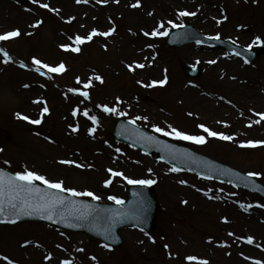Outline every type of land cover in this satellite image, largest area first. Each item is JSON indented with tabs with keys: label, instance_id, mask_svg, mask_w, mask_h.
Returning a JSON list of instances; mask_svg holds the SVG:
<instances>
[{
	"label": "rangeland",
	"instance_id": "obj_1",
	"mask_svg": "<svg viewBox=\"0 0 264 264\" xmlns=\"http://www.w3.org/2000/svg\"><path fill=\"white\" fill-rule=\"evenodd\" d=\"M1 1L12 7L8 11L12 10L14 15L0 19V34L18 29L20 35L0 41L26 67L10 60L5 62L4 55L0 53V167L12 173L24 168L36 171L48 179L62 181L65 188H74L78 192L91 191L100 197L98 201L104 202H115L108 199L110 195L120 199L126 197L128 181L124 179L125 176L131 179H155L154 190L159 211L153 235L148 236L134 228L122 229L124 244L113 249L104 247V244L86 234L61 231L40 223L0 225V264H61L64 260L71 264H88L89 260H93V264H203L205 261L207 264H234L235 258L238 259L237 255L221 246V238L225 236L223 229L232 233L234 244L242 245V250L248 252L250 258L263 256L262 250L263 253L253 248L255 241L264 242V236L254 228L256 226L251 223V216L256 209L264 217V198L234 189L225 183L176 171V178L186 182L198 181L215 190L217 195L211 198L203 194L189 206L174 202L165 194L159 193L158 179L145 172L151 166H162L169 171L172 167L139 150L116 143L106 130V119L121 116L132 121L135 117H147L146 120H135V124L167 140L221 159L243 172L260 173L258 177L264 182V144L241 146V142L248 140H264V119H253V125L249 126L250 121L246 120L250 119V114L241 100L244 93L224 86V83L221 85L220 76L214 74L216 68L223 70L226 67H220L219 61L211 63L217 55H221L224 61H232L233 57L227 58L223 50L203 48L199 50L205 51L202 53L204 56L199 54L200 58L197 55L193 59L192 52H198L194 50L200 47L198 44L170 48L165 44V35H144L154 29L171 30L173 27L167 21L172 20L175 24H191L204 35L215 37L218 34L220 38L233 44L256 48L257 43L264 40V0H140L139 8L144 14L147 13V19L151 22L147 26L140 24L137 11L129 14L120 10L117 16L105 15V0H81L80 4L85 10L78 7L73 9L70 3L72 0ZM131 1L136 3V0ZM44 4L48 8L42 7ZM63 4L70 6V12L67 13L65 8L62 11ZM24 9H29L34 14L35 19L30 24L24 25V21L15 17L23 13ZM90 10H93L92 15ZM180 11L195 15L180 16ZM73 15L75 19L72 18ZM79 16L84 18V24H78L77 30L75 23ZM37 21H40L38 25ZM255 21L262 23L261 30L257 32L250 29ZM102 22H107L114 28L109 41L93 37L91 41L79 45L78 52L61 48L62 44L77 47L69 37L74 39L76 35L86 36L91 27L101 29ZM161 23L163 28H159ZM126 30L129 31V38L126 43H120V37ZM256 37H260V40L254 42ZM139 49L147 50L149 57L153 59V65L139 71V77L136 78L134 63L141 61L137 53ZM33 57L50 66L63 62L65 71L50 73L41 67V71L37 72ZM119 61H125L124 65L117 66ZM234 61L240 63L244 76L257 82V89L264 88V54L249 64L240 58ZM129 65H132L131 69ZM181 65H199L203 71L198 78H189L181 72ZM97 75L102 77V82L95 79ZM156 77H167L164 86L149 87L151 80ZM90 79L91 84L85 89L84 84ZM22 85L35 86L41 110L45 105L49 109L44 114L41 126L36 127L16 116L17 112L25 115V111L20 109L17 95V89ZM183 85L186 86V91L182 90ZM71 88H78L79 91L71 92ZM84 91L88 93L87 96L80 94ZM235 91L238 93L235 94ZM205 100L214 101V105L204 107L202 102ZM59 101L67 104L72 113L76 110L72 119L83 120L87 132L89 128H94L93 140L89 136H82V139L86 138L83 139V147L71 149L75 141L66 145L55 144L52 130L56 127V119L52 112ZM216 101L227 102L226 106L230 104V107L225 109L221 107L224 106L223 103L215 104ZM104 106L116 108L117 111L106 112ZM221 110L226 114L232 113L249 125L242 127L239 125L240 121L225 123L224 116L220 115ZM101 113L105 118L98 117ZM93 116L96 118L95 123L89 119ZM257 120L260 122L256 123ZM153 124L165 130L171 124L190 135L205 136L206 142L197 144L156 133L152 129ZM200 124L230 135L233 139L209 137L198 127ZM6 132H9L10 137H5ZM116 149L120 151L117 152ZM101 150L112 153L114 158L107 160ZM69 156L75 163L60 168L58 161L70 160ZM93 157L99 162L92 160ZM120 159L125 160V163L117 164ZM143 160L148 162V166L147 163L139 166ZM80 161L89 169H78L77 173L73 166ZM103 166L122 172L123 176H112ZM91 173L98 174V177L93 178ZM168 175L174 176L171 172ZM105 180H110L111 183L105 186ZM80 197L92 199L88 196ZM190 197L195 198L194 195ZM239 211L243 212L244 217ZM220 221H228L229 224L223 229L218 228ZM248 237L253 238L252 243H248ZM73 238L76 239L75 242ZM209 239L212 240L211 243L207 242ZM27 240L33 241L41 254L49 256L50 260L36 261L32 250L25 246ZM187 255L197 259L189 261L186 259ZM4 257L8 259L5 260ZM257 260L261 262L262 259Z\"/></svg>",
	"mask_w": 264,
	"mask_h": 264
},
{
	"label": "bare ground",
	"instance_id": "obj_2",
	"mask_svg": "<svg viewBox=\"0 0 264 264\" xmlns=\"http://www.w3.org/2000/svg\"><path fill=\"white\" fill-rule=\"evenodd\" d=\"M66 2V0H63ZM91 1V0H88ZM5 2V1H4ZM4 2H0V19H6L8 18L10 15H14L13 11L10 10V12L8 11V9H11L12 7H10L7 3ZM133 2L131 0H105V8L103 13L107 16H109V14H116L115 16H117L120 13V10H125L127 12H129V14L131 12H135L137 11V17L138 21L140 22L141 25L143 26H147L149 23V20L147 19V13L144 14L143 10L141 11L139 7L135 6L133 7ZM71 5L73 6V9H75L76 7L80 8L81 10H85L86 8L84 6H82L81 0L80 2H77V0H72L70 1ZM63 9H66V12H70V6L67 4H63ZM93 10H90V14L92 15ZM9 13V14H8ZM146 15V16H145ZM16 18H18L19 21H24V25L25 24H30L35 18H34V14L31 10L29 9H24L23 13H20L18 15H15ZM72 18L75 19V16L73 15ZM96 19V18H93ZM84 18L82 16H79V19L76 21V29H78V24H84L83 22ZM97 21V19H96ZM81 23V24H80ZM95 23H100V22H95ZM252 28L250 27V29L254 32H257L259 30H261L262 27V23L261 21H255L252 23ZM94 27H91L89 32L93 29ZM96 29V27H95ZM110 29V26L108 25V23L106 22H102L101 23V29H97L99 32H107ZM248 29V27H247ZM128 32L129 31H124L122 36L120 37L119 42L120 43H126V40L129 38L128 36ZM113 35V31L108 35V36H101V35H96L94 36L95 38H100L102 40H106L109 41L111 39ZM1 48V47H0ZM4 50V49H3ZM5 51V50H4ZM6 52V51H5ZM3 54V52H1ZM139 55V57L141 58V61H136L135 63V69H137V76H135L136 78L139 77V71L143 70L145 67L153 65V59H151L149 57V54L147 52V50L145 49H139V51L137 52ZM8 54V53H7ZM202 54L200 52L193 54L194 56L198 55V58H200ZM190 55V54H189ZM9 57H11V61H16L19 62L17 60H15L14 57L10 56L8 54ZM191 56V55H190ZM202 56H204V54H202ZM216 60H219V66L220 67H226L224 70L220 69V68H216L215 71V76L217 75H221L220 76V80L221 85L223 84L224 86H228L230 88H233L235 90H239L241 91V93L243 92L244 95L242 96L243 98H241V100L245 103L244 108H246V110H248L249 114H250V119L252 120H246V121H250V125L247 124L246 121L241 120L240 118H236L232 113H228L226 114L223 110L226 109V107H230L226 106L228 103L227 102H222V101H216L215 104H218L219 102L223 103L224 106L221 105V107L225 108L223 110H221L219 113L221 116H224V122L225 123H230V122H236V121H240L239 125L242 127H246V125L252 126L253 125V119H259L261 117H259L258 115H256L257 113H264V88L261 89H257L256 88V83L254 80L244 76V74L242 73V66L239 65L240 63L238 61H224L222 59L221 56H217ZM125 61H119L117 66H121L124 65ZM20 63V62H19ZM138 64H143L144 67H137L136 65ZM159 77H156L152 80H157ZM245 85V86H244ZM17 95L19 98V103H20V109L25 111V115L30 117L31 119H41V122L44 119V115L41 116V106H40V102L38 100V89L35 86H30L27 85V87H25V85H22L20 88L17 89ZM182 90L186 91L187 88L186 86H182ZM238 91H235V94H237ZM14 94H16V92H14ZM37 94V95H36ZM81 97V96H80ZM238 103V102H237ZM247 104V106H246ZM202 105L205 107H209V106H213L214 105V101H209L206 102L203 101ZM244 105V104H243ZM223 111V112H222ZM52 115L55 117L56 119V127L52 130L53 131V140L55 142L56 145L58 144H64L66 145V143H71L73 141H75V145L74 147H72L71 149L75 150L76 147L79 146H83L84 145V140L86 138L82 139V136L84 137H91V139H93V135L87 132V127L84 125L83 120L82 121H73V113L71 111V108L65 104L62 101H59L58 104L55 106ZM221 120V119H219ZM26 123H29L31 125H34L36 127L41 126V124H32L30 121H25ZM85 126V127H84ZM247 126V127H249ZM76 127L77 131L73 132L72 128ZM102 153L105 154L107 160H111V158H113V154L112 153H104V151L102 150ZM69 158V157H68ZM70 159V158H69ZM71 160V159H70ZM96 162H99L97 159H95ZM65 161V160H62ZM59 163V167H67L70 166L72 164H65V163H61V161H58ZM125 160L120 159L119 161H117V164H124ZM147 163L148 166V162L146 160H143L140 162L139 166L141 164H145ZM129 166V165H126ZM138 168H142L139 167ZM75 167L76 164H75ZM78 168L80 169H86V166L84 167L83 165H78ZM105 169H107V167H104ZM152 169L151 172H149L148 170L145 171L147 172V174L152 175V177L157 178L158 179V190L160 191L159 193L161 194H165L166 196H168L172 201L174 202H182L184 205L189 206L191 204L192 201H198L201 197V195H205V193H207L208 197L213 198V195H217V192L213 189L207 188L205 187L202 183L198 182V181H187L185 184H181L179 183V181L181 180L180 178H176L175 173L172 171H169L167 169H165L162 166H151L150 167ZM144 169V168H143ZM149 169V168H148ZM146 170V169H144ZM168 172H171L174 176H169ZM91 176L93 178H97V175H94L93 173H91ZM194 195L195 198H191L190 196ZM238 204V202L236 203ZM238 207H240V205H237ZM240 212V211H239ZM243 214V212H240ZM253 215L251 216V223L254 224V227L258 233L262 236H264V217L262 216V213H260L259 211H257L255 209L254 212H252ZM240 217H242L240 215ZM244 217V214H243ZM229 222L228 221H220L218 223V228L225 227L226 225H228ZM257 224H261L260 226H258ZM251 225V224H250ZM225 236L221 238V246L222 247H226L227 250L229 251V253L233 254V255H237L238 259L235 258L236 263L234 264H245V262L247 264H264V242H262L261 240L255 241V245L253 246V248L259 252L263 253V256L257 259H262L261 262L258 261L257 259H252L250 258L248 255V252H245L243 249L242 245H235L234 244V239H233V235L232 233H230L229 231H225V229H223ZM136 235V234H134ZM260 237V236H259ZM139 239V237L137 238ZM214 239V238H212ZM76 239L73 238V242H75ZM211 239H209L207 242L211 243ZM27 246L30 250H32V254L33 257L36 261L41 260L42 262H48L50 260L49 259H45V256L41 254V252L38 250V248H36V244L31 243V242H27V244L25 245ZM262 250V251H261ZM28 262V261H27ZM92 260L89 262L90 264H92ZM250 262V263H248Z\"/></svg>",
	"mask_w": 264,
	"mask_h": 264
},
{
	"label": "snow or ice",
	"instance_id": "obj_3",
	"mask_svg": "<svg viewBox=\"0 0 264 264\" xmlns=\"http://www.w3.org/2000/svg\"><path fill=\"white\" fill-rule=\"evenodd\" d=\"M35 2V0H34ZM77 2H80V0H77ZM86 2V0H85ZM100 2V0H98ZM140 3V0H136V4L133 5V7L138 6ZM44 8H48L47 4L42 5ZM180 16H186V15H195V13H190L187 11H180ZM40 21H37L36 24L38 25ZM169 25H171L174 28H182V24H175L172 20L167 21ZM219 23V21H217ZM163 24L161 23L159 25V28H163ZM113 31L112 28H110L107 32H99L97 29L93 28L86 36L76 35L74 39L72 37H69L70 40H73V43L77 45V47H72L69 44H62L61 48L71 51L78 52L79 45H82L86 41H91L94 36L101 35V36H108ZM168 31L167 29H164L163 31H159L157 29H154L151 33L145 32L144 35L148 36H164L167 35ZM20 35L19 30H12L8 32H4L3 34H0V40H8L10 38H14ZM219 35L212 37V39H218ZM260 37H256L255 41H259ZM197 43H200L199 40H197ZM251 47V45H249ZM0 52H3V55L5 57V62L7 60L11 59V57L8 56L7 52H5L2 48H0ZM239 55V53H237ZM215 61H211V63H214ZM33 63L37 65L36 71L40 72L41 67L48 70L50 73H62L65 71V65L63 62H61L57 66H50L48 64L42 63L41 60L33 57ZM23 67L24 65L21 64ZM137 67H144L143 64L136 65ZM129 68H132V65H129ZM96 80H100L102 82V77L99 75L95 76ZM167 81V77L160 80H153L149 87L153 85H164ZM77 82L79 83V77H77ZM91 84V79L84 84V88L87 89ZM27 87V85H25ZM71 92H78V88H71L69 89ZM81 95L87 96L88 93L86 91L81 92ZM119 99V98H117ZM104 110L106 112H115L117 111L116 108H109L108 106H104ZM49 109L45 105L44 108L41 111V116H43L45 113H47ZM87 115V112L84 113ZM73 115H76V110H73ZM123 115V113H121ZM189 115H191L189 113ZM261 119H264V113H257ZM16 116L25 120L30 121L32 124H40L41 119H31L27 115H22L21 113L17 112ZM95 123V117H89ZM138 119H147V117H135L131 123H135V120ZM260 120H257L256 123H259ZM199 128L203 129L205 133H207V136L209 137H219L223 140H232L233 137L230 135H225L223 132H216L209 128H207L204 124L198 125ZM152 129L156 133H161L165 136H172L174 138L180 139V140H186V141H192L197 144H203L206 142L205 136L203 135H190L185 131H180L177 128L173 127L171 124L168 125V130H165V128L159 127L155 124L152 125ZM72 131H77L76 127L72 128ZM89 134L94 132V128L88 129ZM139 138L141 141L145 143H155V144H161L162 142L157 140L156 137L147 135L145 133H140ZM259 144H264V140H248L246 142H241V146H256ZM163 148L168 151L170 154H172V158H175L176 149L173 145L169 144H163ZM117 152L120 151V149H116ZM184 155H191L189 153H183ZM161 159H164V157H161ZM7 163V162H5ZM61 163L65 164H73L75 161L72 160H65L61 161ZM109 173H111L112 176H123L122 172H115L112 169H108ZM149 172L152 171L151 168L148 169ZM170 171L176 172L179 171L178 168L173 167L170 169ZM260 173H254L249 172L247 173V176H258ZM130 184H140V185H152L156 183L153 179H131L128 177H124ZM39 181L43 185H45V188H41L38 185H36L34 182ZM110 180H105L104 184L107 186L110 184ZM179 183L185 184L186 181L180 180ZM55 190V191H52ZM63 193H70L71 196H88L91 197L93 200H99L100 197L96 196L91 191H83L78 192L74 188H65L63 186V182L59 180H51L46 178L44 175H41L37 173L36 171L29 170L27 168H24L21 171H16L14 174H9L4 172L3 170H0V217H4L5 220H7L8 216L14 217L15 219H19L22 215H40L44 219L47 220H53L56 217H59L60 222H65L67 216H75L78 219H88L90 216L96 214V210L92 207L90 204H82L77 203L76 201L70 200L68 197H65L62 195ZM207 195V193H205ZM109 200H113L116 202V204H123V201L114 195H110L108 197ZM143 203V201H142ZM115 215L120 216L122 215L119 211L115 213ZM14 222V220L12 221ZM248 243L253 242L252 237L247 238ZM104 247H109L108 244H105ZM49 256H46L45 259H49ZM5 260H7V257H4ZM93 259H95L93 257ZM189 261H194L197 259L195 256H188L186 257ZM11 264V262H9ZM61 264H71L70 261L64 260L61 262ZM203 264H207V262H203Z\"/></svg>",
	"mask_w": 264,
	"mask_h": 264
},
{
	"label": "water",
	"instance_id": "obj_4",
	"mask_svg": "<svg viewBox=\"0 0 264 264\" xmlns=\"http://www.w3.org/2000/svg\"><path fill=\"white\" fill-rule=\"evenodd\" d=\"M263 49L264 47H262L260 51ZM110 131L117 140L136 145L147 153L156 152L158 158L161 159V157H164L163 160L168 161L177 167L193 170L202 175L208 174L210 176H216L220 179L228 180L234 185L247 187L250 190H257L259 193L264 195V186L260 185L255 179L241 174L217 161L211 160L208 157L193 153L187 149L175 146L158 138L156 139L161 141V144H149L141 141L139 138L140 133H145L147 135L150 134L127 121L120 119L114 120ZM163 144L174 146L176 149L175 158H172V154L163 148ZM185 152L191 155H184L183 153ZM65 197L76 201L78 204L82 203L92 205V207L96 210V214L90 216L88 219H78L75 216H67L65 222H60L59 217H56L53 220H47L40 215H22L19 219L8 216L7 220H5L4 217H0V222H12L13 220L14 222H20L24 220L38 219L66 229L87 232L90 235L98 237L113 245L121 243L118 235V229L121 227L135 225L147 230L148 232H151L154 229V217L156 215L157 203L155 195L150 187L145 188L135 185L129 187L128 199L123 204L117 205L84 201L72 196ZM117 211H119L122 215H115Z\"/></svg>",
	"mask_w": 264,
	"mask_h": 264
}]
</instances>
